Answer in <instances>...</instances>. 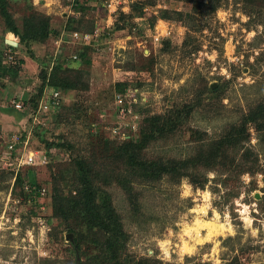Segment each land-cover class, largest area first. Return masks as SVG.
<instances>
[{
	"label": "rangeland",
	"instance_id": "1",
	"mask_svg": "<svg viewBox=\"0 0 264 264\" xmlns=\"http://www.w3.org/2000/svg\"><path fill=\"white\" fill-rule=\"evenodd\" d=\"M134 1L110 14L101 0H89L78 11L67 8L65 0H8V11L18 26L28 6L48 16L50 37L29 48L48 66L51 56H62L67 66L82 73L86 88L60 92L62 105L55 111L60 119L40 114L30 122L24 113L17 120L2 109L10 105L9 97L21 100V95L34 93L40 80L39 65L26 47L20 44L13 50V64L18 58L23 63L17 80L0 87V156L1 144L12 133L25 134L17 151L42 150L41 138L62 146L45 166L18 168L0 159V264H86L97 253L99 247L75 218L68 224L84 241L79 251L74 250L73 234L52 215L47 194L53 192L54 178L62 193L74 194L81 180L75 165L78 159L84 161L89 179L102 186L119 213L125 253L133 258L158 259L162 264H264V174L257 171L225 181L218 169H200L208 178L203 188L193 187L186 178L176 183L166 177L152 183L134 180L140 202L135 216L123 191L109 177L113 171L126 170L111 163L110 157L106 159L107 147L101 157L92 159L96 153L88 135L91 131L117 142L124 139L110 130L120 121L112 94L128 88L129 96L135 97L129 107L137 120L159 114L176 121L173 131L146 145L142 151L145 159L187 156L197 148L199 133L207 139L229 130L242 112L264 98V0H140L143 14L128 17ZM120 14H124L122 18ZM157 19L163 20L161 30L170 31L162 42L151 38ZM114 24L121 28L109 39L93 40L97 45L86 51L84 59L71 58L72 54L78 57L82 47L72 42L67 29H108ZM4 39L18 41L5 30L0 16L2 50ZM217 84L223 92L209 96L206 87ZM36 125L47 126L40 136L33 134ZM247 131L244 145L254 152L255 166L264 168L262 135L252 124ZM241 151L237 150L236 158ZM29 170L34 181L45 188L35 201L26 196ZM16 174L21 184L14 182ZM211 223L213 232L208 226ZM87 264L107 263L99 253Z\"/></svg>",
	"mask_w": 264,
	"mask_h": 264
},
{
	"label": "trees",
	"instance_id": "2",
	"mask_svg": "<svg viewBox=\"0 0 264 264\" xmlns=\"http://www.w3.org/2000/svg\"><path fill=\"white\" fill-rule=\"evenodd\" d=\"M89 0H73L71 3L72 9L78 11L82 5H86ZM102 1V0H101ZM210 1V0H209ZM100 0H98V3ZM143 1L135 0L130 8L128 17L140 16L143 14ZM204 5V4H202ZM212 7V6H211ZM28 13L22 16L21 23L18 26L8 11V0H0V16L3 19L4 28L6 31L11 32L18 37V41L6 42L3 40L4 49H0V87H4L9 80L15 82L18 78V72L20 71V65L23 63L22 58H18L17 63L13 64V60L6 59L8 54L12 55L13 50L23 44L28 50L29 57L36 61L39 65L37 77L40 80L39 85L34 93H28L26 96H20L23 103V109L17 110L12 105H8L2 109L5 113L10 114L17 120L22 119V115L28 114V110L31 109L33 113L29 116L28 121L32 122V116L40 115L48 116L52 115V119L61 118L57 111L61 107V101L55 105V107L46 112H35L38 100L42 94L44 88H53L60 92H72L78 88L85 89L86 86L81 83V72L65 64L64 58H61L59 54L51 56L50 65H46L42 60L36 58L30 47L31 43H41L45 41L51 35V29L49 27L48 16L34 11L31 6H28ZM214 9V7H212ZM122 15L124 14H120ZM179 15V13H178ZM126 16V17H127ZM75 18V17H74ZM95 27V26H94ZM93 28L85 32H91ZM67 28H70L67 26ZM120 26L113 25L112 28L101 27L100 38L109 39L111 33L120 29ZM74 31L76 29H67ZM81 31V30H77ZM165 40V39H164ZM163 40H161L162 42ZM79 44L82 49L78 52V59H84L86 51L93 47L91 43ZM7 49L10 50L7 53ZM75 58V59H76ZM127 84H121L122 88ZM207 93L209 96L218 97L223 92L221 84H217L214 87L207 86ZM120 91L116 89L115 93ZM7 97V96H6ZM11 99V97H9ZM17 97H13L16 99ZM9 99V100H10ZM66 110V114L70 113V110L63 107ZM74 110V109H73ZM40 117V118H41ZM44 118V117H43ZM47 117H45L46 120ZM49 118V116H48ZM45 123V121H44ZM135 130H129V137L118 141L113 137H108L100 132H91L88 134L93 140L91 143L94 145L96 155H92V159L97 160L103 155V148L107 147L106 159L110 157V162H117L124 171L111 173L109 175L111 182L118 185L123 191L126 201L130 207V210L134 215H138L140 211V202L138 199V192L135 191L132 184L134 180L141 182H154L158 181L162 177H166L171 183L179 182L182 178H186L193 187L203 188L208 178L200 172L201 170H214L218 169L224 175L223 180H238L241 174H248L251 176L255 172L259 171L264 174V168H257L255 162L257 161L254 152L251 148L246 147L244 142L248 139L249 133L247 126L252 124L254 129L260 132L261 139L264 140V98L249 106L244 112L241 113L239 120L229 127V130L223 132L221 135L215 138L204 139L203 135L199 132L197 141H199L194 153L181 158H151L145 159L142 155L143 149L152 141L158 138H162L168 132L173 131L176 127V121L168 116H160L154 114L143 117L140 121L134 119ZM36 130H33V134L41 135L46 127L36 125ZM100 131V130H99ZM132 132V133H130ZM132 135V136H131ZM19 144L23 142L25 134H19ZM41 141L45 146L43 149L49 150L51 154L58 152L60 142L46 141L41 138ZM55 145V148H50ZM67 147H71V144H64ZM54 147V146H53ZM42 149V150H43ZM242 149L241 153L236 158L237 150ZM104 158V157H103ZM105 160V159H104ZM249 163V164H247ZM251 163V164H250ZM47 163L46 165H48ZM108 164V162L106 163ZM75 165L80 172V186L74 189V194L69 192L62 193L55 178L53 179L52 188L53 192L47 190L45 193L50 196L51 212L52 215L64 222L65 231L73 234L71 244L74 250L79 251L80 244L84 241L83 236L77 234V231L68 224L71 219H79L80 223L87 229V234L90 239L95 242V246L99 249L96 254L88 258L85 263H90L94 257L100 253L103 255L104 261L107 264H162L160 260L154 259L149 261L146 257L133 258L130 254L125 253L124 248V236L123 225L119 213L116 211L111 203V200L103 190L102 186L93 183L88 176V168L84 164L82 159L75 161ZM26 168H30L29 165H23ZM21 166V167H23ZM45 166V165H44ZM19 168V167H18ZM31 170L28 171V184L27 188L29 193L26 194L28 199L36 200L40 197V187L32 176ZM217 179V177L215 178ZM14 182L21 184V177L19 174L15 175ZM108 182V180H107ZM106 184V182H105ZM109 184V183H107ZM102 194L101 196L98 194ZM100 196V199L99 197ZM87 239V236H84ZM172 264V263H167ZM207 264V263H202ZM228 264H230L228 262Z\"/></svg>",
	"mask_w": 264,
	"mask_h": 264
},
{
	"label": "built area",
	"instance_id": "3",
	"mask_svg": "<svg viewBox=\"0 0 264 264\" xmlns=\"http://www.w3.org/2000/svg\"><path fill=\"white\" fill-rule=\"evenodd\" d=\"M66 1V7L72 9L71 3L73 0H65ZM128 1L132 0H102V6L111 14L116 11V9H125L127 8L124 4L127 5ZM123 4V6L121 5ZM74 10V9H73ZM108 14V16H110ZM163 20L157 19L155 24L152 26V41H161L163 38H165L170 31L161 30L159 28V25L162 24ZM162 22V23H161ZM68 37L72 40V42L76 43H83V44H88L91 43L92 45L96 43H93V40L96 41L100 37V28L95 27L91 32H85V31H70L68 33ZM163 37V38H162ZM58 41V40H57ZM94 46V45H93ZM10 50L7 49V53H9ZM72 59L76 58V54L71 55ZM6 59L9 61H12V55L8 54L6 56ZM130 89L128 88L127 90H120L115 93L113 103L116 105L117 113L119 114L120 121L117 126H114L110 130L114 134H119L120 137L123 139H126L128 137V132L131 129L135 130V123L134 119L137 118V114L133 113L130 109V104L132 101H135V97H130ZM135 91V90H134ZM61 95L60 91L53 89V88H44L42 91V94L38 100L36 111L35 112H46L55 107L60 102ZM10 105H12L15 109L17 110H22L23 103L21 100H16L11 98L8 102ZM33 113L31 112V109L28 110V117ZM124 116L126 118H124ZM36 121V117L32 116V122ZM19 134L17 133H12L8 140L4 141L1 144V147L4 146V149L2 151V156H0V159L5 162V164L8 165H14L15 167H21L23 165H29V166H36V165H46L47 163L50 162L52 158V154L49 150H26L24 151H17V145L19 144ZM21 143V142H20ZM43 193V189L40 190V194Z\"/></svg>",
	"mask_w": 264,
	"mask_h": 264
},
{
	"label": "bare ground",
	"instance_id": "4",
	"mask_svg": "<svg viewBox=\"0 0 264 264\" xmlns=\"http://www.w3.org/2000/svg\"><path fill=\"white\" fill-rule=\"evenodd\" d=\"M202 225H203V224L201 223V226H202ZM208 226L211 227V229H213L212 232L215 230V229L213 228L214 225H213L212 223H211V224H208ZM220 228H221V227H220ZM210 233H211V232H210Z\"/></svg>",
	"mask_w": 264,
	"mask_h": 264
},
{
	"label": "water",
	"instance_id": "5",
	"mask_svg": "<svg viewBox=\"0 0 264 264\" xmlns=\"http://www.w3.org/2000/svg\"><path fill=\"white\" fill-rule=\"evenodd\" d=\"M6 42H9L8 40H6ZM211 87H214L213 85H211ZM70 235V234H69Z\"/></svg>",
	"mask_w": 264,
	"mask_h": 264
}]
</instances>
